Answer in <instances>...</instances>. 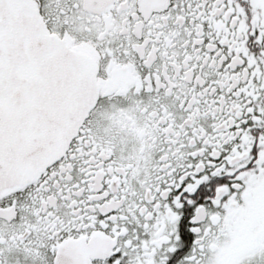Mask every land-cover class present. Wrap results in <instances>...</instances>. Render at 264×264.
Returning <instances> with one entry per match:
<instances>
[{
	"label": "snow or ice",
	"instance_id": "1",
	"mask_svg": "<svg viewBox=\"0 0 264 264\" xmlns=\"http://www.w3.org/2000/svg\"><path fill=\"white\" fill-rule=\"evenodd\" d=\"M0 264H264V0H0Z\"/></svg>",
	"mask_w": 264,
	"mask_h": 264
}]
</instances>
